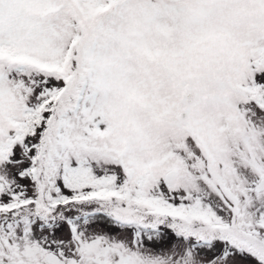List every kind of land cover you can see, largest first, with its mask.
<instances>
[{"label": "snow or ice", "instance_id": "obj_1", "mask_svg": "<svg viewBox=\"0 0 264 264\" xmlns=\"http://www.w3.org/2000/svg\"><path fill=\"white\" fill-rule=\"evenodd\" d=\"M0 264H264V0H0Z\"/></svg>", "mask_w": 264, "mask_h": 264}]
</instances>
